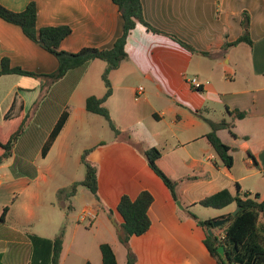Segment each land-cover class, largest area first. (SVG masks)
<instances>
[{
    "label": "crops",
    "instance_id": "0c3cea01",
    "mask_svg": "<svg viewBox=\"0 0 264 264\" xmlns=\"http://www.w3.org/2000/svg\"><path fill=\"white\" fill-rule=\"evenodd\" d=\"M31 2L38 7V29H72L61 44L65 52L112 49L124 33V19L114 0H0L13 12L24 11ZM142 4L145 20L161 33L137 24L126 41V60L110 74L113 93L105 106L120 137L113 131L111 136L109 122L86 107L90 97L102 99L107 94L106 62L91 61L53 82L43 75L57 71V58L19 26L0 18V71L8 60L12 68L38 75L0 76V123L18 94L24 101V117L29 118L13 157L0 166V264H31L35 251L30 236L54 240L63 229L61 264H67L69 252L63 253L70 220L72 249L86 222L68 214L73 205L60 201L58 192L85 178L82 156L90 149L94 151L89 160L99 172L100 200L84 187L73 198L86 196L81 212L90 208L98 213L90 225L103 239L99 249L110 244L119 264L116 245H123L119 239L123 218L117 207L123 196L136 200L148 191L154 197L150 230L130 241L136 264H219L205 245L206 232L191 213L201 220L232 214L236 204L213 209L199 203L226 189L236 195L237 185L242 193L260 194L264 200V0H142ZM244 12L251 16L252 46L234 45L243 33ZM195 77L202 82V91L190 85ZM65 111L68 121L44 157L43 148ZM235 111L246 117L234 121L229 112ZM207 120L234 124L232 130L218 132L231 148L233 168L224 165L209 143L212 128ZM152 148L162 152V162L177 183L179 202L141 152ZM214 234L221 237L224 232ZM88 261L103 264L102 253L95 262L87 259L82 264Z\"/></svg>",
    "mask_w": 264,
    "mask_h": 264
},
{
    "label": "trees",
    "instance_id": "16d2710c",
    "mask_svg": "<svg viewBox=\"0 0 264 264\" xmlns=\"http://www.w3.org/2000/svg\"><path fill=\"white\" fill-rule=\"evenodd\" d=\"M119 7L124 19V33L116 41L114 47L108 50H100L96 48H84L78 53H69L61 50L62 42L72 34V29L68 26L47 27L38 29V7L35 2H31L22 12H13L0 3V18L4 21L19 26L24 34L38 44L43 49L52 53L59 62L57 71L51 75H43L51 79L53 82L62 80L69 72L84 68L88 63L94 60H102L107 63V69L103 75L104 83L107 87V94L104 98L90 97L87 100L86 107L91 113L103 116L110 124L112 131L117 137L122 132L113 122L110 111L106 108L105 102L113 93L112 84L110 82V74L117 70L121 63L126 60V41L130 32L137 26L142 24L150 31L161 33L159 30L150 25L144 17L142 0H114ZM242 36L234 43L239 45L247 43L250 46L253 42L250 37L251 16L248 12L242 14ZM175 40L179 41L176 37ZM180 42V41H179ZM186 48L194 52V49L183 42H180ZM229 46V45H228ZM227 47V45H226ZM205 55H209L205 53ZM22 75L28 77H38L34 73L24 71L21 68H12L8 60L2 63L0 76L4 75ZM25 105L23 98L18 94L14 100L13 106L7 113L3 123H0V166L14 155L16 145L28 125V117H24ZM235 120H242L246 117V113L235 111L229 112ZM69 118V113L65 111L60 117L58 123L53 129L47 143L43 148V156L46 157L54 142L62 132ZM212 128L207 139L216 153L229 169L234 167V158L231 155V148L226 145L218 136L220 130H232L233 123L222 121L216 123L207 120ZM139 148L138 145H136ZM140 149V148H139ZM94 151L90 149L84 152L82 162L85 166V178L74 183L71 187L62 189L58 192L60 201L71 200L77 196L81 187L87 188L95 197H99V172L98 168L93 165L89 156ZM148 161L151 169L163 180L169 189L173 199L179 202L177 194V183L173 180L171 173L162 162V152L158 148H152L147 151H141ZM252 157V155H250ZM257 165V162L255 161ZM238 193L233 195L229 190H223L215 195L203 199L199 204L206 208L224 209L232 204H236L239 212L233 216L228 214L217 220H225V224L219 227L213 225L214 220H201L196 215L192 217L197 221L198 225L206 232L205 245L218 261L219 264H264V200L260 194L242 193V189L237 185ZM154 202L153 195L148 192H142L136 200L129 196H123L117 210L123 218L121 225L120 242L128 251L127 264H136V256L131 250L130 241L134 236L145 235L152 226V220L149 215L150 207ZM4 210L1 221L5 220ZM212 230L214 233L218 230L224 232L223 236L216 234L211 237L208 232ZM65 229L54 240L40 238L31 235L30 239L34 247V257L31 264H61V256L64 245ZM220 247H224L230 263H227L218 252ZM103 264H119L117 255L113 247L104 243L100 246ZM2 256L0 255V262ZM41 262V263H40ZM86 264H92L88 261Z\"/></svg>",
    "mask_w": 264,
    "mask_h": 264
},
{
    "label": "rangeland",
    "instance_id": "374dc122",
    "mask_svg": "<svg viewBox=\"0 0 264 264\" xmlns=\"http://www.w3.org/2000/svg\"><path fill=\"white\" fill-rule=\"evenodd\" d=\"M110 135H113L112 130H110ZM68 206L73 205L72 209H68L69 215H80L81 210L86 205V196L79 195L77 199H71L70 201H67ZM59 203V202H58ZM76 204V205H75ZM70 225L67 227L66 231V239H65V246H64V253L63 255H67L68 252V259L67 264H82L85 260L91 259L92 261H96L97 256H101V250L99 249L98 243L102 242V238L96 234L94 231H92V227L90 225V222L82 223V227L80 232L78 233V237L76 239V244L74 248H71V240H72V224H74V221L70 220ZM76 224H78L77 221H75ZM85 229V230H84ZM91 231V232H87ZM38 231H40L38 229ZM44 234H47L44 232ZM107 240V239H106ZM108 240H110L108 238ZM116 250L119 258L120 264H125L126 261V249L123 245L118 244L116 245ZM67 257V256H66Z\"/></svg>",
    "mask_w": 264,
    "mask_h": 264
},
{
    "label": "built area",
    "instance_id": "2783aa9c",
    "mask_svg": "<svg viewBox=\"0 0 264 264\" xmlns=\"http://www.w3.org/2000/svg\"><path fill=\"white\" fill-rule=\"evenodd\" d=\"M190 85L196 89V90H203V84L202 82L198 79V78H192L190 80ZM143 91V88L139 89L138 93H137V98L139 97V95L141 94V92ZM98 217V213L94 210V209H90V208H85L81 213H80V221L81 222H94Z\"/></svg>",
    "mask_w": 264,
    "mask_h": 264
},
{
    "label": "water",
    "instance_id": "95a60500",
    "mask_svg": "<svg viewBox=\"0 0 264 264\" xmlns=\"http://www.w3.org/2000/svg\"><path fill=\"white\" fill-rule=\"evenodd\" d=\"M179 205H181L180 203H179ZM239 208H237L233 213H232V215L233 216H235L238 212H239ZM225 220H214L213 221V225L215 226V227H219V226H222L223 224H225ZM208 234L211 236V237H213L215 234H214V232L212 231V230H210L209 232H208ZM218 252H219V254L224 258V259H226V261H227V263H230V260H228V258H227V255H226V253H225V249H224V247H220L219 248V250H218Z\"/></svg>",
    "mask_w": 264,
    "mask_h": 264
}]
</instances>
